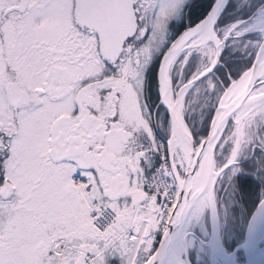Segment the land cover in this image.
I'll return each instance as SVG.
<instances>
[{"label":"snow or ice","instance_id":"6c2138e0","mask_svg":"<svg viewBox=\"0 0 264 264\" xmlns=\"http://www.w3.org/2000/svg\"><path fill=\"white\" fill-rule=\"evenodd\" d=\"M189 10L0 0V264H264V0Z\"/></svg>","mask_w":264,"mask_h":264},{"label":"trees","instance_id":"16d2710c","mask_svg":"<svg viewBox=\"0 0 264 264\" xmlns=\"http://www.w3.org/2000/svg\"><path fill=\"white\" fill-rule=\"evenodd\" d=\"M244 2L246 3L247 0H244ZM233 3H235V1H234ZM202 4H203V3H202ZM210 5H212V2L210 3ZM241 7L243 8V11H241V12H236V11L229 12L230 17H231V18L233 17V19H234V18H242V17H246L247 14H248L247 8H245L244 5H241ZM205 10H206V9L204 8V11H205ZM206 11H207V10H206ZM227 12H228V11H227ZM200 13L203 14V7H202V6L200 7ZM190 14H191V11H190ZM202 14H201V15H202ZM201 15H199V17H200ZM200 18H202V17H200ZM193 19H195V20H194V22H195V21H197L199 18L196 19V18L193 17ZM238 182L241 183V195H242V197H244V198L247 199V200H252V199H255V198H256V193H257L258 189H257V187H256L255 184H251L249 187L245 188V187L243 186V182L240 181V178L238 179Z\"/></svg>","mask_w":264,"mask_h":264},{"label":"rangeland","instance_id":"374dc122","mask_svg":"<svg viewBox=\"0 0 264 264\" xmlns=\"http://www.w3.org/2000/svg\"><path fill=\"white\" fill-rule=\"evenodd\" d=\"M234 1L235 0H232V2H234ZM241 175H243V173ZM237 179H239V177ZM241 224H243V219H241ZM200 230L203 233V238H207V236L209 234V226L207 229H205L204 226L201 225ZM202 244H203V242L198 239L196 246L189 249L190 253H191L192 261L194 264H202V260L204 259L203 253L200 251Z\"/></svg>","mask_w":264,"mask_h":264},{"label":"flooded vegetation","instance_id":"af4514ba","mask_svg":"<svg viewBox=\"0 0 264 264\" xmlns=\"http://www.w3.org/2000/svg\"><path fill=\"white\" fill-rule=\"evenodd\" d=\"M214 0H195V2L201 7H203V14L200 16V17H204L206 14H207V12L210 10V8H211V6L212 5H210V3L211 2H213ZM203 3V4H202ZM204 8L207 10H205L204 11ZM189 12H190V10H189ZM189 16L188 17H190V18H187L186 20H187V23H191L193 20H195V19H193V17H191V14H188ZM199 17V19L198 20H200L201 18ZM197 20V21H198ZM196 21V22H197ZM183 23H184V19H183V21H182ZM173 23H176V21H174ZM158 94V93H157Z\"/></svg>","mask_w":264,"mask_h":264},{"label":"water","instance_id":"95a60500","mask_svg":"<svg viewBox=\"0 0 264 264\" xmlns=\"http://www.w3.org/2000/svg\"><path fill=\"white\" fill-rule=\"evenodd\" d=\"M216 2H217V0L215 1V3H216ZM215 3H214V4H215ZM214 4H213V5H214ZM211 10H212V8H211ZM211 10H210V11H211ZM210 11H209V12H210ZM209 12H208V13H209ZM207 15H208V14H207ZM207 15H206V16H207ZM210 225H211V237H212V238H218V236H219V226L216 225V224H210ZM161 242H162V241H161V239H160V242H159V243H161ZM158 245H159V244H158ZM187 255H188V253H187ZM188 256H189V255H188Z\"/></svg>","mask_w":264,"mask_h":264}]
</instances>
